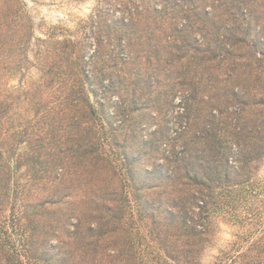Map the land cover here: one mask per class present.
<instances>
[{
  "label": "rangeland",
  "instance_id": "1",
  "mask_svg": "<svg viewBox=\"0 0 264 264\" xmlns=\"http://www.w3.org/2000/svg\"><path fill=\"white\" fill-rule=\"evenodd\" d=\"M196 1L199 6L210 7L212 16L219 15L218 18L213 17V20L219 21V28L212 30L213 23L209 29L223 41H227V38L239 41L243 52L248 53L249 57V34L264 36V20L256 18L254 0H234L228 2V6L221 0ZM163 2L0 0V16H8L11 7L18 11L22 23V27L17 26L6 37H0V42L6 40V47L0 43V92L6 88L10 107L2 126L9 133L3 136L5 141L0 139V144L4 142L3 146L10 150L3 162L12 169V172L7 170L1 174L4 177L7 173L4 177L7 180L3 179L1 186L12 179V191L8 199L1 198L0 264H94L98 262L96 258H103L105 264L119 258L122 264H185L190 238L180 217L170 222L167 219L165 208L172 203L169 194L167 198L162 189H169L164 182L165 174L180 164L172 160L182 157L187 151L200 154L201 145L195 141L206 127L199 110L194 108L193 114L185 110L186 99L191 93L189 89L181 86L174 89L168 82L159 78L157 82L149 76L153 71L147 68L149 51L144 49L154 45L155 40H158V44H166L164 35L155 31L151 25L153 22L146 20L155 18L156 13L152 9L157 4L166 7L161 20L164 30H169L173 24L168 16L171 13L169 9L177 8L176 2L188 11L193 6L189 0H171L170 4ZM230 5L233 12L231 18L227 15ZM261 10L264 16V7ZM104 13H107V21L102 17ZM182 21L181 17L179 23ZM184 22L189 23V19ZM120 30L128 32V35L117 38ZM201 39L204 40V37ZM129 40L132 44L128 43ZM164 59L169 60L167 53ZM81 68L84 74L78 77L76 73ZM235 77H222L223 85L233 87L235 83L238 84L236 88L241 92L242 99L230 108L231 118L226 120L222 117V120L233 122V127H247L249 75L240 80ZM80 83L83 84L81 91L87 92L98 115L96 122L83 123L81 139L88 141L90 136H96L95 140L100 142L101 156L106 158L99 168L101 176L108 174L112 178L110 176L114 172L116 189L120 195L128 198L121 203V210L113 213L112 217L115 218L104 212L103 216L106 217L102 224L86 216L84 231L90 232L88 227L94 228V240L99 242V252L91 255L90 263L83 261L78 254L73 255L76 259H72L69 245L54 247L59 240L71 239L67 230L68 227L70 231L74 229L70 224V220L71 223L75 222L73 216L79 215L85 219L83 214L94 210V203L87 212L81 202H88L90 196V200L99 201L90 192L101 191L98 187L83 184L81 178H86V175L77 171L82 161L70 163L71 172L76 171L78 175L66 172L62 195L54 194L51 184L44 186L40 183L37 180V176H40L39 166L35 168L31 165L37 156L44 159V166H51L52 159L47 152L56 154V148L61 143L77 144L76 141L71 142L72 131L66 127V122L62 123L60 129L53 116L55 119L63 118L66 94L71 92V85ZM135 90L142 91L145 96L136 99ZM204 90L207 89L204 87ZM75 91L77 94L80 92ZM82 96V117L87 121L90 107L83 101L84 94ZM203 108L207 111L202 112L203 115L212 110L210 105ZM19 125L25 126L29 133L27 130L18 132ZM50 131L56 133V137L38 138L47 136ZM25 139L36 148L35 151L29 149L26 142H18ZM42 143L49 147L38 149ZM129 149L132 153H129ZM127 153L130 160L126 158ZM21 154L24 164L17 170V159ZM8 156L9 160H6ZM29 157H32V161H29ZM253 176L257 181L255 194H249L246 189L242 196L230 200V197L224 196L221 188L215 192L216 201L210 215L211 241L204 251H200V244L195 245L199 252L195 264H217L225 255L223 253L232 249L243 251L248 247L249 264H264V234L262 244H258L254 252L250 250L251 232L264 228V160L257 165ZM120 182L124 184L123 187ZM223 182L228 184L226 180ZM111 183L114 181L111 180ZM69 190L74 194L70 198L72 204L63 205V212L53 205L40 209L39 203L44 197L61 199ZM74 202L78 207L74 206ZM101 209L104 211V207ZM174 213L177 214V211ZM247 234L249 238L244 241ZM43 239L47 242L40 245ZM31 243L36 244L37 249L29 253L26 249ZM174 250V256L181 260L180 263L171 258Z\"/></svg>",
  "mask_w": 264,
  "mask_h": 264
},
{
  "label": "trees",
  "instance_id": "2",
  "mask_svg": "<svg viewBox=\"0 0 264 264\" xmlns=\"http://www.w3.org/2000/svg\"><path fill=\"white\" fill-rule=\"evenodd\" d=\"M162 1L166 4H170L171 2V0ZM189 1L193 4L189 11L185 10V7H182L181 4L177 2V8L172 7L169 9L171 13H168V16L173 21L169 30H164L161 20V14L166 10V7H164L163 4L154 6L152 10L156 13L155 18L151 17L146 20L153 22L151 25L155 27V31L164 35L166 44H158V40H155V44L150 45L149 48L144 49V51H149L147 52V68L153 71L149 76L151 78L154 77L157 82L158 78L168 82L174 89L180 86L186 88V90L189 89L191 93L186 99L185 110L191 114L194 113V108L199 110V114L204 120L206 127L204 132L197 135V140L195 141V143L201 145L200 154L195 152L189 153L187 151L182 157L180 156L172 160L171 162L176 163V161H179L180 164L175 165V169L171 170L170 173L167 172L164 176V182L169 186L168 191L161 188L167 198L169 194V199L172 203L170 204L171 206L165 208L167 219L170 222L177 218V216L180 217L190 238L185 264H195L196 256L199 253L196 251L195 245L200 244V251H204L211 241L212 226L210 215L212 213L211 207L216 201L215 192L221 188L224 196L230 197V200H236L238 196H242L243 193L247 192L246 189L249 190V194L251 193V195L257 192V188H255L257 181L253 176V172L255 168H257V165L264 160V36L249 34L248 57V53L243 52L239 41L232 40V38H227V41L230 42L226 40L223 41L219 38L220 36L214 34L212 30L216 31L219 28L217 25L219 21L213 20V17L218 18L219 15L212 16L210 7L208 9L207 7L199 6L196 0ZM221 1L224 2L225 6H228V2L232 3L234 0ZM254 3L256 18L264 20V16L262 15L263 10H261L264 7V2L262 3L259 0H254ZM231 6L232 5H230V10L227 12L230 18L233 16ZM13 9L14 8L10 7L11 13L9 12V15L11 14V16H0V37H6L9 35V32L15 31L17 26L22 27L21 20L18 18V11H14ZM186 12L188 13L185 14ZM191 14H193V16H191ZM177 15L178 18L176 17ZM102 17L107 21V13H104ZM181 17L183 21L189 19V23H183V21L179 23ZM194 19L197 20L195 21ZM179 24L181 25L179 26ZM211 25L214 27L212 30L209 29ZM215 25L217 27H215ZM126 33L128 32L120 30L117 38H124V36L128 35ZM130 33H133L132 30ZM197 36L201 38L204 37V40ZM230 37H232V35ZM5 41L6 40L0 42L2 47H6ZM128 43L132 44L131 40H129ZM166 53L168 54L169 60L164 59ZM241 60H244L245 63L244 61L239 63ZM168 66L170 69H167L169 68ZM76 74L78 77L82 76L84 74L83 69H78ZM234 75L237 76L235 78L238 80L249 75V126L247 127L240 126V128H238L239 126L237 125L233 127V122L222 120V117H225L226 120L231 118L229 114L230 108L234 105L233 103L242 99L241 92L236 88L238 84L235 83L233 87L223 85L222 77L232 78ZM70 87L71 92L66 94L67 99L63 107V118L55 119V116H53V121L58 123V128L60 129L62 123L66 122V127L72 131L70 137L71 142L76 141L77 144L71 146L61 143L56 148V154L47 152V155L52 159L50 163L51 166H44V159L35 155V163H31V165L35 168L39 166L38 170L40 171V176H37V180L40 183L44 186L51 184L52 186L50 188H53L54 194L59 193V195H62L65 189L64 185L66 184V172L78 175L76 171L71 172L70 163L82 161L83 164L78 166L79 169H77V171L86 175V178H81L83 179V184L89 187H98L101 191V193H95L94 191L90 192V194L97 197L96 199H99V201L95 202L94 200H90V196L88 202H81V206H83L87 212L89 211L88 208L94 203V210H90L92 213H84L85 219L79 215L73 216L75 222L71 223L70 220V224L74 229L70 231L68 227L67 230V235H70L71 239L68 241L59 240V244L54 247L60 248V244L69 245L70 253L72 254V256L70 254L69 256L72 259H76V256L73 255L78 254L82 256L83 261L88 262L93 257L91 255L99 252V242L94 240L96 237L94 228L88 227L90 232L84 231L83 226L86 222V216L97 219L96 221L102 224L106 217L103 216L104 212H106L109 217L115 218L112 217L113 213L118 211L120 207H123L121 203L123 204L128 198L127 196L120 195L121 193L116 189V176L114 172L110 176L112 178H109L107 176L108 174H106L105 177L101 176L99 168H101L100 165L106 158L101 156L100 142L95 140L96 136H87L89 137L88 141L81 139L82 134L80 136V132L83 128V123H89L91 120L96 122L98 115L89 101L87 92L85 90L83 91V89L81 91L83 84H73ZM204 87L207 90H204ZM5 89L6 88L2 89L0 92V139H4V141L6 139L3 136L8 135L9 130L6 128L4 129L2 126L10 110L8 105L9 95ZM75 90H79L80 92L77 94ZM82 93L84 94V103L88 104L90 107L87 121H84L82 117V115H84ZM140 96L144 97L145 94L142 91L135 90L136 99ZM205 105L212 106V110L210 109V112L208 111L212 114H202V112H207L206 109H201V107ZM39 109L40 108L37 110L39 111ZM213 111H216V113L213 114ZM17 130L23 133L27 129L25 126L19 125ZM27 131L29 133V130ZM45 137H56V133L50 131L47 133V136H38V138L41 139ZM18 142H26L29 144V149L31 148L32 151L36 150L26 139L18 140ZM0 145H2L0 146V205H2L1 198L6 197L8 199L12 191L10 184L12 179L10 182H6L5 186H1V181H3L7 173L4 177H2L1 174H4L7 170L12 172V169L3 162L7 151L10 152V150H8V147L3 146L4 142ZM46 147L49 146L42 143L41 146H38V149ZM129 153H132L130 149ZM126 155V158L130 160V154L127 153ZM9 157L10 156H8L6 160H9ZM22 158L24 159L21 154L19 159H17V170L24 164ZM30 160L32 161V157H29V161ZM248 167L249 171L247 170ZM231 171H233L235 178L241 177L240 180H234L235 178L231 175ZM248 173L249 178H247ZM32 176L34 177L35 175L32 174ZM4 180H7V178ZM111 180H113L114 183H111ZM222 180H226L228 184ZM107 182H109L111 186ZM123 186L124 184L122 183V187ZM72 196H74V194L69 190L61 199L55 200V198L44 197V199L42 198V202L39 203V207L40 209H46L50 205H53L54 208L63 212L61 210L65 208L63 205L69 204V206H71L72 203L70 198ZM23 200H25V197ZM76 202L73 204L78 207V205L75 204ZM101 207H104V211ZM68 209L70 210V208ZM175 211H177L178 215L174 213ZM95 212L98 214L95 215ZM251 234L252 240L250 243V250L254 252L256 246L262 244L261 240L262 234H264V228L253 230ZM253 236H257V238H253ZM32 237H34V232ZM248 238L249 234H247L243 240L247 241ZM46 242L47 241L43 239L40 241V245H45L44 243ZM35 246L36 244L31 243L26 251L29 253L34 252L35 249H37ZM262 252H264V250H262ZM175 253L176 250H174L171 256L172 260L180 263L181 260L174 256ZM223 254L225 255H223V257L221 256V260L217 264H249V247L243 251L232 249L230 252ZM96 259L98 262H94V264H105L103 263V258ZM122 263V259L119 258L109 264ZM132 264L135 263L132 262Z\"/></svg>",
  "mask_w": 264,
  "mask_h": 264
}]
</instances>
